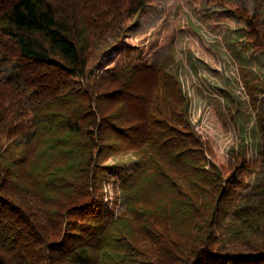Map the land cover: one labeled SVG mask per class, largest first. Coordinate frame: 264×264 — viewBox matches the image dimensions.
Listing matches in <instances>:
<instances>
[{"label": "trees", "instance_id": "1", "mask_svg": "<svg viewBox=\"0 0 264 264\" xmlns=\"http://www.w3.org/2000/svg\"><path fill=\"white\" fill-rule=\"evenodd\" d=\"M153 2L0 0V264H264V82L243 77L258 158L242 140L221 164L168 63L98 73ZM255 2L235 11L257 54Z\"/></svg>", "mask_w": 264, "mask_h": 264}, {"label": "rangeland", "instance_id": "2", "mask_svg": "<svg viewBox=\"0 0 264 264\" xmlns=\"http://www.w3.org/2000/svg\"><path fill=\"white\" fill-rule=\"evenodd\" d=\"M223 1L227 5L211 0H154L132 22L122 43L105 48L98 70L103 75L117 64L140 59L154 65L168 63L189 96L195 129L213 145L221 164L227 163L230 147L242 140L249 158H258L261 137L243 77L251 74L260 79L257 84L264 82V53L251 52L244 39L245 24L235 11L246 7L254 12L257 3ZM133 160L126 153L107 164Z\"/></svg>", "mask_w": 264, "mask_h": 264}]
</instances>
